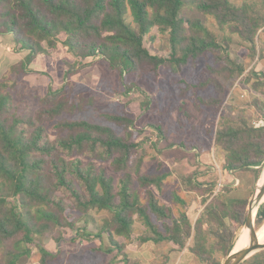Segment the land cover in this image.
Wrapping results in <instances>:
<instances>
[{
	"label": "trees",
	"instance_id": "1",
	"mask_svg": "<svg viewBox=\"0 0 264 264\" xmlns=\"http://www.w3.org/2000/svg\"><path fill=\"white\" fill-rule=\"evenodd\" d=\"M185 8L213 16L221 27L238 35L253 55L262 39L264 57V0H244L240 5L233 0H0V34L11 35L18 49L28 51L11 67L12 72L28 74L37 55L51 57L59 44L76 57L74 63L67 62L65 84L49 86L36 109L32 104L16 103L14 85L0 80V264H22L33 246L40 251L39 264L56 259L59 251L50 250L36 235L54 234L60 245L63 241L102 239L106 234L112 245L107 251L120 252L122 246L116 237L132 234L136 214L152 232L141 238L143 242H172L189 249L202 264H223L233 251L238 229L248 215V198L229 195L231 188L227 186L216 192L218 183H207L199 191L204 205L195 222L185 212L174 217L172 208L160 204L150 189L162 188L165 175L138 174L134 180L126 171L137 143L110 126L66 118L94 103L92 97L74 95L70 80L81 67L92 63L89 59H104L120 77H140L162 67L181 73L189 62L211 54L216 65L210 67L213 73L226 78L243 74L245 65L228 54L227 47L200 18L186 15ZM154 28L168 34L167 56L153 54L146 46V37ZM231 40L229 37L224 43ZM246 79L264 96V73L250 72ZM210 84L218 96L205 103L219 105L225 89L217 78L201 87ZM103 116L127 129L134 124L126 115ZM48 122H54L57 132L53 139ZM214 144L222 154L225 170L260 176L264 127L256 128L246 118L233 121L222 115ZM94 160H112L115 171H123L118 190L114 178L105 169H98ZM187 180L200 188L194 174ZM135 184L146 189L145 203ZM263 205L257 210V224L264 220ZM93 210L112 213L102 224H95L96 232L78 225L80 220L86 224L94 221ZM153 215L163 222V230ZM69 231L72 234L65 236ZM116 264L130 263L123 259ZM241 264H264V249Z\"/></svg>",
	"mask_w": 264,
	"mask_h": 264
},
{
	"label": "rangeland",
	"instance_id": "2",
	"mask_svg": "<svg viewBox=\"0 0 264 264\" xmlns=\"http://www.w3.org/2000/svg\"><path fill=\"white\" fill-rule=\"evenodd\" d=\"M233 1L240 5L244 0ZM184 13L200 18L216 34L217 40L227 47L228 54L237 63L245 65L243 74L226 78L213 73L210 67L216 65L211 54L189 62L181 73L162 67L158 71H147L140 77L132 74L120 77L117 71H108L112 72L111 76H104L101 65L99 69L94 67L97 60L94 62V59H89L92 63L81 67L70 80L74 95L92 97L94 103L84 111L67 114L66 118L110 126L119 135L127 136L137 143V150L126 171L134 180L138 174L165 175L162 188L151 186L150 189L160 204L172 208L174 217L185 212L195 222L204 205L199 191L204 190L207 183H218L216 192L227 186L231 188L229 195L250 200L259 182L262 172L256 178L252 172L233 174L225 170L222 154L215 146L214 139L222 115L233 121L246 118L251 124L264 118L261 116L264 114V96L260 90L253 89L252 82L246 79L250 72L264 73V57L261 56L262 39H259L253 55L249 46L238 35L221 27L213 16L194 8H185ZM229 37L232 40L225 44ZM146 46L153 54L167 56L170 52L168 34L154 28L146 37ZM18 48L11 35L0 34V80H8L14 85L12 92L16 103L32 104L36 109L49 86L60 88L65 84L68 69L66 62L74 63L76 57L64 45L59 44L52 51L51 57L41 54L35 57L29 65L33 71L17 74L11 71V67L28 54L27 50ZM213 78L219 79L225 89L223 102L215 106L205 103L218 96L215 86L210 84L201 87ZM105 113L126 115L134 124L127 129L108 121L103 116ZM53 124L54 122L46 124L52 139L57 135ZM83 160L89 161L87 158ZM94 163L98 169H105L107 175L114 178L115 188L118 190L123 171H115L112 160H94ZM193 174L199 189L194 188L187 180ZM135 185L141 201L145 203L146 189ZM91 214L94 221L86 224L84 220H80L78 225L95 232V224H102L104 218L112 216L108 210H93ZM259 217L258 214L256 221ZM153 219L163 230V222L154 215ZM71 234L72 231H69L65 236ZM151 234L136 214L132 234L128 237H116L122 246L120 252L107 251L112 245L106 234L102 239H79L74 243L63 241L60 245L56 243L54 234L45 237L36 235V238L50 250L59 251V256L49 264H116L123 259H127L130 264H202L189 249H181L172 242L141 240ZM246 235L247 228L244 224L238 229L235 246L245 240ZM40 256L38 247L33 246L32 254L22 264H39Z\"/></svg>",
	"mask_w": 264,
	"mask_h": 264
},
{
	"label": "water",
	"instance_id": "3",
	"mask_svg": "<svg viewBox=\"0 0 264 264\" xmlns=\"http://www.w3.org/2000/svg\"><path fill=\"white\" fill-rule=\"evenodd\" d=\"M262 180L261 184H259ZM256 185L255 191L248 203V215L245 221V226L249 229V244L237 252H231L229 256L224 260L223 264H241L244 260L252 256L257 251L264 249V244H261L257 240L255 222L253 219V205L261 203L264 197V170H262L261 177Z\"/></svg>",
	"mask_w": 264,
	"mask_h": 264
},
{
	"label": "bare ground",
	"instance_id": "4",
	"mask_svg": "<svg viewBox=\"0 0 264 264\" xmlns=\"http://www.w3.org/2000/svg\"><path fill=\"white\" fill-rule=\"evenodd\" d=\"M262 180H260L259 184H261ZM264 202V200L259 204V205H253L252 207V212H253V219L255 222V228H256V235H257V240L259 243L264 244V220L257 224L256 223V218H257V210L258 207ZM249 229H247V235H246V239L239 242L238 244H236L237 246H235V250L233 252H237L239 250H241L242 248L246 247L249 244ZM238 242V240H237Z\"/></svg>",
	"mask_w": 264,
	"mask_h": 264
},
{
	"label": "crops",
	"instance_id": "5",
	"mask_svg": "<svg viewBox=\"0 0 264 264\" xmlns=\"http://www.w3.org/2000/svg\"><path fill=\"white\" fill-rule=\"evenodd\" d=\"M66 64H67V62H66ZM95 65H96V66H94L95 69H99V68L101 67V69L103 70V74H104V76H111V73H112V72H108V71H113V70H111V69L109 68L107 62H106L104 59H99V60H97V62H96ZM100 65H101V66H100ZM99 66H100V67H99ZM99 73H100V72H99ZM73 81H74V80H73Z\"/></svg>",
	"mask_w": 264,
	"mask_h": 264
},
{
	"label": "built area",
	"instance_id": "6",
	"mask_svg": "<svg viewBox=\"0 0 264 264\" xmlns=\"http://www.w3.org/2000/svg\"><path fill=\"white\" fill-rule=\"evenodd\" d=\"M253 124L256 128L264 127V118L255 121Z\"/></svg>",
	"mask_w": 264,
	"mask_h": 264
}]
</instances>
